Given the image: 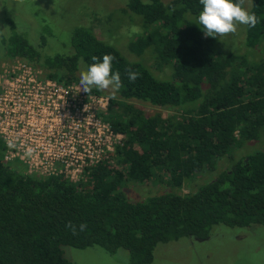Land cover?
I'll return each instance as SVG.
<instances>
[{
	"label": "trees",
	"instance_id": "obj_1",
	"mask_svg": "<svg viewBox=\"0 0 264 264\" xmlns=\"http://www.w3.org/2000/svg\"><path fill=\"white\" fill-rule=\"evenodd\" d=\"M124 6L139 18L133 19L141 30L125 45L132 59L80 25L64 53L45 57L43 37L31 41L27 30L4 16L5 61L26 63L41 79L80 86L79 63L85 70L92 56H115L112 72L119 71L123 87L89 94L108 99L104 121L123 140L113 163L102 161L75 183L12 169L22 164L3 160L0 141V264H71L62 247H97L108 255L124 249L130 264H150L156 245L205 240L212 226L264 228V151L233 158L245 141L264 135V0H250L248 11L260 22L244 31V47L260 51L257 62L223 53L205 36L200 0H125ZM147 53L146 65L135 61ZM128 69L141 74L135 82ZM151 70H167L168 76L158 77L169 80ZM162 110L176 114L162 117ZM221 158L227 164L215 177L178 193L195 176L214 171ZM161 177L167 193L131 201L122 191L128 183ZM69 222L77 234L66 227ZM82 223L87 227L80 231Z\"/></svg>",
	"mask_w": 264,
	"mask_h": 264
},
{
	"label": "rangeland",
	"instance_id": "obj_2",
	"mask_svg": "<svg viewBox=\"0 0 264 264\" xmlns=\"http://www.w3.org/2000/svg\"><path fill=\"white\" fill-rule=\"evenodd\" d=\"M160 1L165 4L169 0ZM124 3L125 0H0V35L8 31L7 24H3L4 16H8L16 29L28 31L31 41H34L35 35L43 37L44 47L41 52L46 57L64 53L72 29L80 25L89 28L101 42L112 44L121 55L132 59V56L127 54L125 45L141 30L138 21L133 19L139 18L125 11ZM244 7L249 9L250 0H245ZM244 31L245 25L237 24L235 33L217 36L213 38L214 43L223 53L244 54L251 62H257L261 58L260 51L244 47ZM146 57H149V53L135 58V61L146 65ZM5 62L4 50L0 44V69ZM148 63L151 67L152 63ZM81 71L83 67L79 63L76 76L79 77ZM151 71L157 75V79L169 80V77H158L159 74L168 76L167 70L163 73ZM111 93V89L100 91L101 95ZM144 111L150 113L147 107ZM160 113L162 117L176 114L170 110H162ZM255 151H264V135L256 142L245 141L234 150L233 158ZM226 164V158H221L214 171L195 176L194 181L184 184L178 193L185 195L189 191L188 185L190 189H194L205 184L222 171ZM10 167L25 171V168L17 163L11 164ZM165 178L161 177L156 181L151 179L144 184L128 183L122 191L129 200L141 201L167 193L169 188L164 183ZM62 252L63 257L71 264H130L128 253L124 249H118L111 255L97 247H62ZM150 264H264V228L255 225L246 228L212 226L205 240L184 237L156 245Z\"/></svg>",
	"mask_w": 264,
	"mask_h": 264
},
{
	"label": "built area",
	"instance_id": "obj_3",
	"mask_svg": "<svg viewBox=\"0 0 264 264\" xmlns=\"http://www.w3.org/2000/svg\"><path fill=\"white\" fill-rule=\"evenodd\" d=\"M39 74L16 59L1 66L3 160L21 163L27 175H62L72 183L102 161L113 163L112 154L123 136L104 121L108 99Z\"/></svg>",
	"mask_w": 264,
	"mask_h": 264
},
{
	"label": "clouds",
	"instance_id": "obj_4",
	"mask_svg": "<svg viewBox=\"0 0 264 264\" xmlns=\"http://www.w3.org/2000/svg\"><path fill=\"white\" fill-rule=\"evenodd\" d=\"M150 4L151 0H143ZM203 10L200 12L198 22L202 25V31L207 37H217L235 33L237 24L247 25L254 28L260 21L255 13H250L245 7V0H200ZM92 63L80 73V88L87 94L95 88L98 91L111 89L113 94L122 87L119 71L112 72V63L116 59L111 54H104L101 57L92 56ZM83 62V61H82ZM140 73L127 70L130 82H135ZM26 155H30L29 152ZM66 227L70 228L73 234H77V226L69 222ZM79 230L86 229V224H80Z\"/></svg>",
	"mask_w": 264,
	"mask_h": 264
}]
</instances>
